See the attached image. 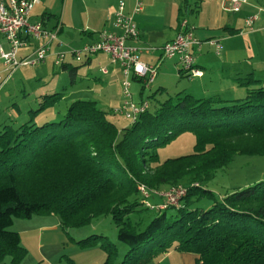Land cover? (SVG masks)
Segmentation results:
<instances>
[{
	"label": "trees",
	"instance_id": "16d2710c",
	"mask_svg": "<svg viewBox=\"0 0 264 264\" xmlns=\"http://www.w3.org/2000/svg\"><path fill=\"white\" fill-rule=\"evenodd\" d=\"M179 25L178 32L182 21ZM41 27L55 34L49 44L56 40L60 23L52 31ZM185 29L192 32L187 24ZM33 41L39 42L36 48L42 43ZM87 45L70 54L74 58ZM58 55L54 65L68 70L73 83L75 67L57 65ZM92 55L74 60L81 65ZM236 81L245 95L234 100L196 99L183 92L153 107L149 96L148 108L131 118L75 100L60 121L36 126L34 115L63 99V93L41 96L29 121L0 131V264L7 257L17 264L25 253L20 235L9 230L14 220L38 214L57 216L63 228L110 217L117 241L127 246L118 263L116 245L106 236L77 242H100L103 264H150L172 251L197 256L195 264H264V180L219 198L205 188L235 156H264V83L253 74ZM117 115L127 121L121 129L113 121ZM185 132L194 136L191 153L160 161L157 151ZM173 187H182L185 196L177 206L160 208L166 203L161 194ZM202 198L212 204L195 207Z\"/></svg>",
	"mask_w": 264,
	"mask_h": 264
},
{
	"label": "crops",
	"instance_id": "0c3cea01",
	"mask_svg": "<svg viewBox=\"0 0 264 264\" xmlns=\"http://www.w3.org/2000/svg\"><path fill=\"white\" fill-rule=\"evenodd\" d=\"M119 1L125 3V14L132 12L134 0H38L30 13V21L40 23L48 31L54 30L60 23L57 38L49 44L48 55L37 69L46 72L50 71L49 66L59 69L54 65V60L57 54H61L63 63H66L69 69L75 67L73 83L70 81V84L73 85L80 78L88 80L91 86L90 99L77 100L94 101L101 104L104 110L114 109L121 102L120 65L112 63L105 53L85 57L79 65L70 52L95 42L102 31L120 34V31L113 26ZM225 1L141 0L140 11L133 17L138 38L128 40L126 44L137 50L142 62L157 66V71L160 72L152 84L164 83L167 77H175L176 72L179 76H183L178 72V62L173 60L175 58L161 59V49L174 39L180 21L186 22L187 28L191 29L194 37L200 41L199 47L193 51V58L194 66L202 72L201 77L189 79L183 89L184 93L196 99L220 97L234 100L241 98L244 93V88L238 85L236 79L253 74L264 83V14L258 16L252 32H248L244 25L245 18L257 14L264 0H247V4L235 14L223 10ZM211 39L222 45L219 53L206 43ZM27 42L28 47L17 54L18 58L32 56L39 45V42L31 39H27ZM0 47L5 51L9 50V44L2 35H0ZM73 60L77 63L76 66H73ZM169 60L173 61L168 62ZM79 67H86L84 70L87 73L84 71L80 75ZM101 69H105L106 74H103ZM59 71L69 77L68 70L59 69ZM11 75L0 60V126L3 124L1 118L6 117L7 114L11 115V119L21 117L18 106L14 105L17 108L16 113L14 109L10 110L8 105L11 95L5 88L14 76ZM91 80L93 82H90ZM133 83L137 82L131 78L132 100L135 103L151 101L150 95L145 97L146 88L142 89L141 85L137 88ZM150 86L147 88H151ZM158 88V94L165 90L161 86ZM101 91H105V101L101 99L103 96ZM114 100L117 102L116 105H109L110 101ZM170 255L171 252L165 254L161 261ZM179 257L186 264H195L197 259V256L186 253H180Z\"/></svg>",
	"mask_w": 264,
	"mask_h": 264
},
{
	"label": "rangeland",
	"instance_id": "374dc122",
	"mask_svg": "<svg viewBox=\"0 0 264 264\" xmlns=\"http://www.w3.org/2000/svg\"><path fill=\"white\" fill-rule=\"evenodd\" d=\"M173 60L175 62L176 59ZM172 61L169 60L168 62ZM72 64L73 66L77 65L74 60ZM49 68L50 71L46 72L43 69H37V66L24 67L17 69L13 73L14 76L11 75L13 76L12 80L5 88L6 92L9 91L11 95L8 105H10L9 109H14L16 113L17 108L14 105L18 106L21 110V117L11 119V115L7 114L6 117L1 118L3 124L0 126V131L6 125L18 127L29 121L30 117H33L29 114V111L38 109L41 96L63 93V99L56 106L39 111L34 115L32 121L36 126L60 121L72 101L90 99L92 93L89 92L91 86L88 80L78 78L71 85L67 74L63 75L55 67L53 69L49 66ZM84 69L86 67H79L78 73L81 75L85 71ZM159 72L157 71V74ZM175 74V77H167L164 83L151 84V88L144 89L145 97L147 95L153 96L151 102L153 107H157L169 98L174 99L178 93H183V89L190 78L179 76L177 72ZM133 85L137 88L140 87L139 83H133ZM160 86L165 90L158 94L157 90ZM100 93L103 95L101 99L105 101V91ZM244 95L245 91L241 97H244ZM116 103L115 100L110 101L109 105L113 106ZM97 105L102 108L101 104L97 103ZM8 115L9 117H7ZM113 121L120 129L127 124V121L118 115L113 117ZM193 144L194 136L189 132H185L168 145L160 148L157 151L158 158L163 161L166 158L189 154L192 151ZM262 180H264V156L237 155L227 168L216 171L213 179L205 184V188L212 191L215 197L219 198L233 188L252 186ZM211 204L212 199L202 198L198 200L195 207L205 209ZM147 214L148 216L153 215L149 212ZM9 230L20 235V246L25 250L24 256L17 264H103L106 253L100 248V242L89 245L77 243L91 235H104L116 245L118 255L115 257V263H118L127 251V246L117 241L116 227L110 217L93 219L90 224L83 227L63 228L57 216L38 214L29 219H15ZM179 256V252L172 251L167 259L161 261L162 257H158L150 264H186ZM4 264H12L9 257L6 258Z\"/></svg>",
	"mask_w": 264,
	"mask_h": 264
},
{
	"label": "built area",
	"instance_id": "2783aa9c",
	"mask_svg": "<svg viewBox=\"0 0 264 264\" xmlns=\"http://www.w3.org/2000/svg\"><path fill=\"white\" fill-rule=\"evenodd\" d=\"M38 0H0V35L4 36L9 44V50L5 51L0 47V60H2L5 70L12 73L14 70L24 66H33L42 61L49 51V42L55 39V34L42 29L38 23H31L29 15ZM247 4V0H226L223 10L228 13H238ZM141 0H134V7L130 15L125 14V3L119 1L114 14L113 26L120 30V34L102 32L98 35V40L85 46L82 50L74 52V58L79 61L83 55L105 53L112 63H117L121 67V103L114 112L124 115L127 118L135 117L138 113L145 111L149 104L147 101L139 104L132 100L130 92L131 78L139 81L145 88L149 87L157 75V66L142 62L135 48L128 46V40L138 38L137 27L133 17L140 11ZM260 14H264V4L259 7L257 14L247 16L244 24L248 32L253 31L254 22ZM186 22H182L181 30L173 40L168 42L161 49V59L178 60L183 75L189 78L201 77L202 72L194 66L192 50L198 48L200 41L197 40L190 30H183ZM26 37V39L24 38ZM27 39L39 40L41 45L35 49L33 59H17V53L27 47ZM207 44L213 46L216 53L222 50V45L216 40H210ZM63 61V56L58 55L56 64ZM106 74L105 69H101ZM142 196L146 198L148 192L143 187L139 188ZM186 191L182 187H173L164 191L161 196L167 205L177 206L185 196ZM145 204V202L143 201ZM148 206V204L146 205Z\"/></svg>",
	"mask_w": 264,
	"mask_h": 264
}]
</instances>
